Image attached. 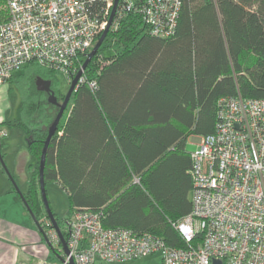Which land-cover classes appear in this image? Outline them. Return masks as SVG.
<instances>
[{
    "label": "trees",
    "instance_id": "trees-1",
    "mask_svg": "<svg viewBox=\"0 0 264 264\" xmlns=\"http://www.w3.org/2000/svg\"><path fill=\"white\" fill-rule=\"evenodd\" d=\"M181 2L169 37L152 35L137 10L112 23L84 72L96 86L84 83L73 92L44 170L45 184L54 181L68 194L72 213L101 211L105 226L151 232L173 247L186 246L174 223L192 209L187 138L215 131L221 98H264V0ZM86 55L76 59L78 68ZM25 69L31 71L29 90L20 116L8 124L23 131L36 162L29 166L27 190L20 192L13 180L14 187L49 240L47 259L59 261L62 252L48 237L52 225L39 179L59 107L37 89L36 79L51 80L59 102L66 93L55 89L54 70L30 62L17 72ZM54 215L67 240L70 217L62 229Z\"/></svg>",
    "mask_w": 264,
    "mask_h": 264
},
{
    "label": "built area",
    "instance_id": "built-area-1",
    "mask_svg": "<svg viewBox=\"0 0 264 264\" xmlns=\"http://www.w3.org/2000/svg\"><path fill=\"white\" fill-rule=\"evenodd\" d=\"M115 0H0V85L24 65L38 62L71 79L106 29ZM181 0H119L113 24L137 10L152 35L176 31ZM112 25V24H111ZM96 86L85 73L78 87ZM219 120L190 152V213L174 223L185 247H173L151 232L107 227L103 213L74 211L67 226L69 254L35 264H113L161 253L160 264H264V98L241 95L219 100ZM7 131L0 130V138Z\"/></svg>",
    "mask_w": 264,
    "mask_h": 264
},
{
    "label": "crops",
    "instance_id": "crops-1",
    "mask_svg": "<svg viewBox=\"0 0 264 264\" xmlns=\"http://www.w3.org/2000/svg\"><path fill=\"white\" fill-rule=\"evenodd\" d=\"M1 122H4L3 118L0 119ZM189 137L187 138V142ZM201 137L195 142V149L198 147ZM7 138L8 141L6 137L0 140L3 145L2 151L6 146L8 147V144L13 146L10 135H7ZM4 141H7V143ZM28 151L22 149L10 161L9 156L11 154L8 152L7 157H5L8 167L0 159V264H35L39 259H47L51 253L49 243L42 238L39 227L25 208L20 194L14 187V181L18 185L20 183L22 185L23 181L25 186H23L24 188L20 187V192H25L28 188L29 178L26 167L29 163L31 165L36 162ZM16 215L19 216V219H24L25 222H17ZM29 220H32L34 224ZM66 227L67 231H69L68 226ZM57 260L60 259L57 258ZM99 264H102V262L99 261Z\"/></svg>",
    "mask_w": 264,
    "mask_h": 264
},
{
    "label": "rangeland",
    "instance_id": "rangeland-1",
    "mask_svg": "<svg viewBox=\"0 0 264 264\" xmlns=\"http://www.w3.org/2000/svg\"><path fill=\"white\" fill-rule=\"evenodd\" d=\"M1 16H3V14L0 13V19ZM104 52L106 54L111 53L110 50H106ZM18 73L20 72L15 73L16 76L14 81L5 82L0 85V119L1 118L4 119V122L0 123V130L7 131L8 132L7 135L8 136L10 135V139H12L13 142V146L8 144V147L6 146L5 149H3V154H4L3 163L4 165H6V167H8V163H6L5 157H7L8 152L11 154L9 156V161H10L13 160L17 156V154L20 153L22 149L27 151L29 150L28 147L29 145L23 131L18 127H14L8 124L9 119H14L20 116L22 101L24 97L26 98L30 86L29 85L31 79L30 69H25L20 74ZM54 78L56 79L55 89H59L61 92L66 93L70 86L68 76L62 71L57 70L54 72ZM70 105L65 113V116L68 114ZM7 135L5 137L8 141ZM5 137H2V139H5ZM199 137L201 136L195 134L190 135L187 142L188 151L191 152L195 150L196 147L195 142L198 140ZM7 141L4 142L7 143ZM32 157L33 160H35V157L33 155ZM29 166L30 163L26 167L28 178H29ZM19 180L22 181L21 179ZM16 185L18 186L19 190H21V188H24L23 186H25L23 181H22V185L21 183L20 185L16 183ZM45 188H46V196L50 208L52 212L56 214L57 217L61 220L60 225L62 229H64L66 225V219L69 218L72 214L69 196L61 188V186L54 181H48L45 185ZM190 198H191V194H190ZM15 218L19 223L25 222L24 219L22 218L19 219L18 215H16ZM29 221H31V223L34 224L32 220ZM160 259H161V253H154L140 258L127 260L123 262H116L113 264H159ZM95 264H99V260H97Z\"/></svg>",
    "mask_w": 264,
    "mask_h": 264
},
{
    "label": "water",
    "instance_id": "water-1",
    "mask_svg": "<svg viewBox=\"0 0 264 264\" xmlns=\"http://www.w3.org/2000/svg\"><path fill=\"white\" fill-rule=\"evenodd\" d=\"M118 1L119 0H115V3H114V6L112 8V12H111V15H110V18H109V23L106 27V29L103 31V33L100 35L99 39L97 40L96 44L92 47V49L87 53L86 55V59L85 61L83 62V64L81 65L79 71L77 72V74L75 76H73L70 80H69V83H70V86H69V89L68 91L66 92V95L64 97V100L62 102H59L57 100V97L55 96V93L52 89V82L51 80H47V79H44L42 77H38L36 79V87L38 90L40 91H45L46 93L49 94V102L57 105L59 107V111L53 121V123L50 125L49 129H48V134H47V137H46V140H45V143H44V147H43V150H42V154H41V159H40V189H41V195H42V200H43V203H44V207H45V210L47 212V215L50 219V222H51V225H52V228H54L56 230V232L58 233L59 235V238L61 239V246H62V249H63V252L65 254H69V249L67 247V243H66V240L64 239L60 229H59V226L57 224V221H56V218H55V215L54 213L52 212L51 208H50V205H49V202L47 200V196H46V188H45V178H44V170H45V164H46V155H47V152H48V147H49V144L58 128V125L60 123V120L70 102V99L73 95V92L76 91V89L78 88V84H79V80L80 78L83 76L84 72H85V69L87 68V66L89 65L90 61L92 60V58L96 55V53L99 51L100 47L102 46L109 30H110V27H111V24L113 22V18L115 16V13H116V9H117V4H118ZM0 149H1V142H0ZM33 217V216H32ZM34 221L36 222L37 226L39 227V230L41 231V233L43 234L44 236V239L46 240V242H48V238L46 236V234L43 232V229L39 226V224L37 223V221L35 220V218L33 217ZM69 264H75L73 259L71 258L70 259V262ZM214 264H220L219 261H215Z\"/></svg>",
    "mask_w": 264,
    "mask_h": 264
}]
</instances>
